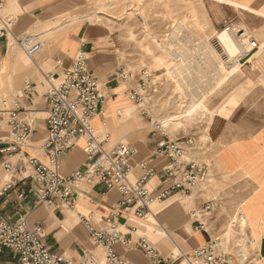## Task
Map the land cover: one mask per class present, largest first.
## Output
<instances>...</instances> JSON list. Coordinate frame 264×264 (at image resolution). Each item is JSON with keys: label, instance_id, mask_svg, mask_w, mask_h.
Segmentation results:
<instances>
[{"label": "crops", "instance_id": "1", "mask_svg": "<svg viewBox=\"0 0 264 264\" xmlns=\"http://www.w3.org/2000/svg\"><path fill=\"white\" fill-rule=\"evenodd\" d=\"M65 1L0 0V10L5 6L19 10L15 16L13 33L18 37L33 36L41 45L40 50L32 56L18 45L26 53L24 58L33 64L31 66L25 63L18 48L10 46V40L0 37V107L3 98L20 96L26 81L34 86L32 95L23 98L24 106L34 116V123L31 138L22 153L28 152L47 162L44 142L41 144L47 136L48 103L45 95L47 88L44 89L41 81L42 78L46 81L45 75L48 73L60 75L71 65L77 51L82 49L88 52L91 75L102 84V87L103 84L106 85L108 87L106 91L110 92V97L103 106V114L93 121V125L99 127L100 123H105L107 128H112L113 137L120 141L133 139L132 142H127L137 151L131 161L134 167L130 175L132 181L143 173L138 164L146 161L156 169L150 185L165 187L167 182L164 181L163 170L168 161L156 153L158 139L150 133L145 138L128 137L130 131L121 130L122 119L131 117L132 109L126 87L118 83L116 76L119 67L115 58L118 51L115 38L103 32L86 31L82 25H77L57 32L55 38L41 51L43 44L40 36L30 33V30H35L40 24L48 23L70 11L71 8L63 10ZM234 1L238 4L218 0L202 1L203 9L214 28L221 29L227 19H240L253 30L261 45L250 51L240 63V81L245 82L247 90L239 96L235 95L232 108L224 104V115L215 116L210 135L218 144L215 148L211 147L214 149L212 160L209 159L207 151L204 154L198 151L188 152L190 158L207 164L208 176L211 161L215 164L219 173L213 176L217 182L213 188L214 195L208 199L198 195L195 198L196 208L189 213L185 207L190 206L191 202L181 200L175 194L162 202H155L150 205L149 217H153L150 223L146 222L149 217L140 220L127 215L119 219L124 236L131 241V245L120 243L116 245V249L132 264H149V259L139 247L141 237L152 242L145 234L139 233L142 229L147 231V227L152 228L154 235L157 233L163 235V240L159 242L160 247L167 249L170 243H173L176 247L173 251L190 252L208 243L214 236H223L231 240L227 249L229 255L236 261L243 257L238 240L242 241L245 231L248 239L256 245L250 254L251 258L260 259L264 256V0ZM221 37L229 38V47L224 45ZM217 42L234 58V52L239 46L232 34L221 35ZM38 53L37 59L34 56ZM229 97H232L231 94ZM42 113H46L44 120L37 121L36 114ZM8 140L9 126L6 119H2L0 147L7 145ZM84 146V139L79 137L75 144L59 157V170L62 175H69L74 170L84 167L87 163ZM22 153L13 157V163H16ZM31 171V167L26 166L21 171L8 172L4 169L0 157V211L12 221L24 216L30 225L42 224L46 233L45 242L63 261L68 259L78 264L86 254L91 253L98 260V264H105V249L100 242L92 238L81 216L89 219L94 228L105 227V218L111 206L120 198L119 191L116 188L107 189L101 181L95 179L80 186L74 208H52L38 201L34 183L28 178ZM10 183L11 186L8 187ZM21 191L27 194L21 197ZM200 191L202 190L199 189ZM159 203H165V206L161 207ZM207 203H211L212 209L204 219H201L204 222V227L201 228L197 219L192 217V213L201 210ZM230 215L235 217L230 220ZM229 221L236 223L227 227ZM231 231H234V234L231 235ZM173 233L183 239L186 246L193 248L189 251L183 250ZM0 264L22 263L18 254L4 249L0 254Z\"/></svg>", "mask_w": 264, "mask_h": 264}, {"label": "built area", "instance_id": "2", "mask_svg": "<svg viewBox=\"0 0 264 264\" xmlns=\"http://www.w3.org/2000/svg\"><path fill=\"white\" fill-rule=\"evenodd\" d=\"M15 22L14 15L0 13V37H5L7 41L10 37L14 38L29 56L34 55L40 50V43L33 36H16L12 30ZM222 29L238 36L242 48L240 59L261 46L253 30L240 19L225 20L220 30ZM88 59V52L80 49L71 65L60 75H45L48 115L44 146L47 162L28 152L22 153L31 138L34 123L32 112L23 104V98L31 96L34 90L31 82L25 84L20 96L2 99L0 120L6 119L8 123L9 140L7 145L0 147V157L8 172L31 167L28 178L34 183L38 201L52 208H74L80 186L95 179L101 181L107 189L116 188L120 198L111 206L105 218V227L94 228L89 219L84 216L81 218L89 228L92 238L103 245L105 264H132L116 249V245L120 243L131 245V241L124 236L119 219L128 215L146 220L153 202L166 200L174 194L191 195L207 178L208 167L205 162L189 157V150L196 148L192 137L178 140L164 135L157 138L156 153L168 161L163 170L167 185L163 188L150 185L156 169L146 161L138 164L143 173L132 181L130 175L134 167L130 160L136 148L125 141L110 145L111 135L106 127L99 130L93 125V119L103 114V106L109 99L110 92L104 90L102 84L91 75ZM116 76L118 81L128 83L126 91L133 102L141 104L145 100L146 92L152 85L151 72L148 69L136 71L121 66ZM152 132V136H155L154 131ZM79 137L85 141L87 163L69 175H62L59 170V157ZM20 153L21 157L13 163V157ZM10 186L11 183L8 184ZM26 194L21 191L20 196ZM211 209V203H207L201 210L192 213V217L199 222V227H204L201 219ZM45 236L42 224L30 225L24 216L12 221L0 211V254L4 249H9L18 254L22 264H75L68 259L63 261L45 242ZM223 239L214 236L208 243L190 252L177 250L168 255L163 254L144 237L139 239V247L149 259V264H236L235 258L223 248ZM78 264H98V260L88 253Z\"/></svg>", "mask_w": 264, "mask_h": 264}, {"label": "rangeland", "instance_id": "3", "mask_svg": "<svg viewBox=\"0 0 264 264\" xmlns=\"http://www.w3.org/2000/svg\"><path fill=\"white\" fill-rule=\"evenodd\" d=\"M202 1L66 0L63 10L71 8L70 11L48 23L40 24L35 30H30V33L40 36L43 44L41 51L46 48L50 40L55 38L57 32L77 25H82L84 30L92 31V33L103 32L114 37L118 47V51L115 53L118 67L125 66L136 71L148 69L151 72L152 81L151 87L146 92L145 100L141 104L130 99L132 115L122 119L121 130L130 131L127 136L136 138H145L149 133L152 136V131L155 133L153 137L156 138H162L164 135L170 139L178 140L192 137L196 142V148L189 151H198L200 154L207 151L209 159L212 160L214 149L212 150L211 147L215 148L218 144L210 135V128L215 116L224 115V104H227L228 108H232L235 103V95H241L248 86L244 81H240L242 59L238 57L240 60L238 63V61H233L234 59L227 58L224 51L216 44V35L220 29L217 30L211 25L203 9ZM218 1L238 4L234 0ZM18 12L19 10L10 6H5L0 10L3 15L16 16ZM244 25L247 26L245 23ZM165 40L177 42L176 46L179 50L183 49L184 51L186 62L194 67H198V64L211 57L207 45L213 43L214 49L223 60V65L215 63L212 68L203 71V80L188 78L189 80L182 84L169 72V68L175 64L177 59L162 43ZM10 43L11 47L20 50L23 58L26 57V53L22 51L16 41L11 40ZM39 53L34 57L38 59ZM24 61L28 65H33L25 58ZM237 64H239L237 71L233 72ZM41 82L44 89L47 88L44 78ZM118 83L128 87L126 82L118 81ZM103 88L104 90L108 89L104 84ZM45 116L46 113L36 114L37 121H43ZM165 123H169V125L161 128L160 126H164ZM106 130L111 135L110 145L120 141L113 137L111 127H106ZM44 140L45 138L41 144ZM123 141L132 142L133 139ZM29 144L31 145V142ZM218 173L215 164L211 161L210 175L207 181L202 182L191 195L178 194L179 199L191 202L190 206L185 207L187 213L196 208L195 198L198 195H202L205 199L212 198L213 188L217 183L213 176ZM199 189L202 191L199 192ZM159 204L161 207L165 206V203ZM234 217L235 215H230V220ZM151 219L150 216L146 222L150 223ZM235 223L229 221L227 227ZM139 233L145 234L164 254H168L176 248L173 243H170L167 249L160 247L159 242L163 240V235L161 233L154 235L150 227H147V231L140 230ZM232 234L234 231H231ZM173 236L183 250L189 251L193 248L186 246V242L174 233ZM221 238L225 237L221 236ZM230 241L227 238L223 239L225 251H228ZM238 243L241 244L239 248L243 250L241 252L243 257H240L241 260L236 261V264H264V256L260 259L251 258L250 254L256 245L248 239L245 231L242 241L238 240Z\"/></svg>", "mask_w": 264, "mask_h": 264}, {"label": "bare ground", "instance_id": "4", "mask_svg": "<svg viewBox=\"0 0 264 264\" xmlns=\"http://www.w3.org/2000/svg\"><path fill=\"white\" fill-rule=\"evenodd\" d=\"M223 34H232V36L235 37V41L237 43V45L239 46V48H236V51L234 52V58L229 54V52L224 48H221L219 45V47L224 51V53L226 54V57L229 58V59H234L233 61H238V57H239V53L241 52V43H239V39H238V36L236 35V33L234 32H228V31H224L223 29L222 30H219L217 35H216V38L217 39H220V36L223 35ZM231 37V35H230ZM217 39H216V44H218L217 42ZM13 40L14 41V38L10 37V41ZM221 40L224 42V45L226 47H229V38L227 37H221ZM247 41V40H246ZM162 43L164 44V46L168 49V51L170 52V54L175 57L177 59V61L175 62L174 65H172L170 68H169V72L170 74L177 78L178 81H181L182 84L186 83L189 79L191 80H203L204 78V72L203 71H207L209 70L210 68L213 67V65L216 64H219V65H223V60L222 58L217 54L216 50L214 49L213 47V43L211 44H208V53H209V57L207 61L205 62H201V64H198V67H194L192 65H190L189 63L186 62V58H185V55H184V51L183 49H180L176 46L178 43L177 42H174L172 40H165V41H162ZM235 44V43H234ZM255 55V54H254ZM210 59V60H209ZM240 61V60H239ZM238 61V63H239ZM191 63V62H190ZM238 65L236 67H234L233 69V72L234 71H237V68H238ZM189 78V79H188ZM215 79V78H214ZM217 82V81H216ZM219 83V82H218ZM98 118V117H95L93 119V121ZM170 123V122H169ZM169 123H165L164 126L161 125L160 127L161 128H165L166 126L169 125ZM95 127V126H94ZM104 127H106L105 123H100V126L99 127H95L96 129H103ZM85 151V150H84ZM137 152V151H136ZM136 152L135 154L133 155V157L136 155ZM133 157L131 158L130 161H132ZM175 195H178V194H175ZM154 216V215H153ZM153 218V217H152Z\"/></svg>", "mask_w": 264, "mask_h": 264}]
</instances>
